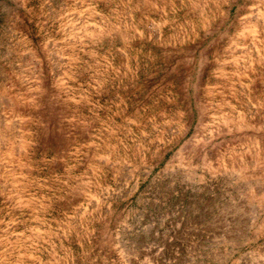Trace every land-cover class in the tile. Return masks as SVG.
Here are the masks:
<instances>
[{"label":"rangeland","instance_id":"rangeland-1","mask_svg":"<svg viewBox=\"0 0 264 264\" xmlns=\"http://www.w3.org/2000/svg\"><path fill=\"white\" fill-rule=\"evenodd\" d=\"M0 264H264V0H0Z\"/></svg>","mask_w":264,"mask_h":264}]
</instances>
